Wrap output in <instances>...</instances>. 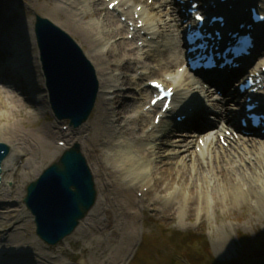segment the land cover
<instances>
[{
	"label": "bare ground",
	"instance_id": "obj_1",
	"mask_svg": "<svg viewBox=\"0 0 264 264\" xmlns=\"http://www.w3.org/2000/svg\"><path fill=\"white\" fill-rule=\"evenodd\" d=\"M112 1L93 0L87 6L86 0H55V6L51 7L59 15L61 25L87 42L99 81L94 117L69 132L56 130L46 115L53 110L33 19L22 16L15 0L1 2L5 18L0 22L3 28H0V65L7 71L0 70V80L10 84L0 87V109L9 122L6 127L0 125V142L6 143L11 151L4 158L1 171L0 264H121L136 241L140 213L144 215L151 206L156 209L159 202L169 218H173L177 207L183 214L195 210L209 213L211 201L217 204L219 198L232 208L240 204V196L264 207V197L259 195L264 193V127L244 128L237 113L250 96L259 100V110L264 112V94L259 96L264 93V23L254 24L253 30L255 63L248 73H257L261 85L254 94L250 90L240 91L237 86L241 79L234 81L238 72L233 69L212 71L207 73L205 81H200L185 67L186 26L195 20L183 8H190L191 0H158L156 9L153 3L137 0L142 5L140 10L138 5L133 10L132 1L136 0H119L118 6L107 8L98 21L83 23ZM199 1V12L223 13L229 24L243 13L245 6H256L264 13V0ZM45 2L52 4L51 0ZM120 15H127L128 20H118ZM209 28L220 29V24ZM125 29L135 39L143 40L142 45L124 36L113 40ZM119 53L123 55L109 59ZM21 69L26 81L19 74ZM124 69L132 73L127 74ZM148 77L176 89L174 108L159 124L155 122L156 106L149 109L146 106L151 97L148 93L155 91ZM124 83H136L139 94H132L133 98L120 96V86ZM210 100H214L213 107ZM228 100L235 113L228 111L225 103ZM31 104L41 107L37 106V111L27 110ZM211 108L216 110V117L208 122L209 111L214 112ZM152 112L155 113L149 121ZM175 113L186 118L176 121ZM57 137L65 138L67 145H56ZM75 143L82 152L87 149L92 158L93 165L89 166L97 176L94 179L99 193L76 229L59 242L69 237L67 245L58 250L49 248V253L37 234L38 239L30 236L26 217L32 221L33 214L27 208L30 212L27 215L24 208L12 203L24 201L28 181ZM245 169L250 170L248 174L243 172ZM145 187L143 195L137 196ZM150 199L154 203H148ZM85 238L91 239V244Z\"/></svg>",
	"mask_w": 264,
	"mask_h": 264
},
{
	"label": "rangeland",
	"instance_id": "obj_2",
	"mask_svg": "<svg viewBox=\"0 0 264 264\" xmlns=\"http://www.w3.org/2000/svg\"><path fill=\"white\" fill-rule=\"evenodd\" d=\"M45 1L47 0H15V2L20 6L22 16L24 18H27V20L33 19L34 24L36 21V14L49 18L62 29L67 31L79 43L86 55L92 61L91 57L93 56V52H90L91 50L89 49L87 42L84 41L73 30H67L66 26L61 25L59 15L54 14L51 10V7L55 6V0H51L52 4L46 3ZM92 1L93 0H86L87 6H91ZM132 2L134 4V10V7L138 5L139 2L137 0ZM146 2H148L149 4L153 3L152 5L155 6V9L158 5V0H146ZM107 6L108 5H106L105 3L102 7L103 9L99 11V14L83 20V23L87 24L98 21L99 18L103 16V13L107 10ZM141 7L142 5H138V10H140ZM120 8H123L122 3L120 5ZM184 8L185 10L187 9V7ZM122 17L128 20L127 15H120L117 18L119 20ZM131 23L134 24L133 21H131ZM140 24H142V22H140ZM122 36L126 37V39L128 40H132L134 44H138L140 46L142 45L143 40L135 39L132 33H127L126 29L123 30L121 34L116 35L113 40L119 39ZM121 55L123 54L119 53L111 55L109 56V59H116ZM10 63H12V61ZM1 66L2 65H0V70L2 71V73H4V71H7ZM23 71L24 70H21V72L19 71V74L23 76L22 80L25 79L24 81H26L27 77L25 78ZM124 71L127 74L132 73L131 70L124 69ZM151 77L147 78L148 82L151 81ZM166 77L171 78L170 76ZM5 84L9 85L10 83L0 80V87L3 86L2 88H5ZM120 87V96L126 98H133L132 94H139L140 92L136 83H124ZM150 95L151 93H148V96ZM145 101L146 99H144V102ZM212 102H214V100H210L211 107H213ZM225 103L226 107H228V111L232 113V111L234 110L230 109L232 107V102L228 100ZM37 106L38 105L35 106L33 104L28 105L27 110L37 111ZM39 107L41 106H38V108ZM95 107L96 106H94V109L89 117L91 119L94 117ZM211 109L214 110V112L209 111L210 120L208 121H212V119L216 117V110L214 108ZM3 111V109H0V125L6 127L9 122L6 118L3 117ZM154 113L155 112L149 114V121H152ZM46 115H48L52 122L56 125V130L62 129L66 132H69L73 129V127H75L70 123L69 119L57 118L53 111L47 113ZM128 115L125 117V119L128 117ZM182 128L184 129L185 127ZM202 140L203 139H200V142H202ZM55 144L61 147H65L67 145V141L65 140V138L60 139V137H57L55 139ZM83 153L86 156L89 165H93V161L92 158H90L88 150L83 149ZM53 162L46 164L41 172ZM249 171V169H245V171L243 172H246L248 174ZM40 173L36 176H33L28 181L25 186V194L27 185L31 181L35 180L40 175ZM236 173L241 175V172L239 170H237ZM93 175L96 179L97 176L94 173ZM144 191H146V187L141 191H138L136 193L137 196L141 197ZM211 191L212 190L210 188V190L208 191L210 195L212 194ZM259 195L260 197H264L263 192H260ZM238 198L240 204H238V206L234 208H232L230 204L226 203V200H220V198L217 204L214 203V201H211V212L209 213H205L203 212V210H195L193 212H190L189 214H183L176 206L177 209L173 218H169L165 215L160 202L156 203V209L153 210L151 206L148 208L149 210H147V212H144V215L143 213H140V217L136 224V241L134 240V245L131 247L127 259H125V261L121 264H228L231 261H236L238 258L240 259V257L242 261H239L236 264H264V207H259L258 202L254 200L249 201L248 199L244 201L241 196ZM148 203L152 204L154 203V200L150 199ZM12 205L22 207L25 209V211H27L26 209L28 208L24 201L18 204L12 203ZM215 206L216 211H213ZM149 211H152L150 212L151 215L148 214ZM28 214H30L29 210L27 211V215ZM26 220V224H30V236H32L33 238L36 237L38 239L36 235V224L34 220L30 221L29 216L26 217ZM69 239L70 238L68 237V239H65V241L57 244L56 246L47 243L43 244L44 247L48 246L46 247L47 250L49 248H56L55 250H58L59 247L67 245ZM84 240L88 245L91 244V239L85 238ZM245 245H247L248 247L246 246L244 249H242ZM48 252L51 253L50 250H48ZM61 257L65 259V256L63 254L61 255ZM213 259H217V261Z\"/></svg>",
	"mask_w": 264,
	"mask_h": 264
},
{
	"label": "water",
	"instance_id": "obj_3",
	"mask_svg": "<svg viewBox=\"0 0 264 264\" xmlns=\"http://www.w3.org/2000/svg\"><path fill=\"white\" fill-rule=\"evenodd\" d=\"M4 18L0 8V22ZM34 32L52 110L57 118L69 119L78 127L96 104L99 81L95 66L79 43L49 18L36 14ZM3 40L8 45L4 36ZM8 50L12 52L9 45ZM8 151V145L0 142V186L1 164ZM96 199L94 175L75 143L27 185L24 203L33 214L37 235L56 245L76 229Z\"/></svg>",
	"mask_w": 264,
	"mask_h": 264
},
{
	"label": "snow or ice",
	"instance_id": "obj_4",
	"mask_svg": "<svg viewBox=\"0 0 264 264\" xmlns=\"http://www.w3.org/2000/svg\"><path fill=\"white\" fill-rule=\"evenodd\" d=\"M196 19H197V20H200V19H202V17H200V16H197V17H196ZM154 86H155L156 88H159V87H160V85H159V84H154ZM169 91H170V90H169ZM152 103H154V104H155V103H156V101H155V100H153V101H152Z\"/></svg>",
	"mask_w": 264,
	"mask_h": 264
},
{
	"label": "trees",
	"instance_id": "obj_5",
	"mask_svg": "<svg viewBox=\"0 0 264 264\" xmlns=\"http://www.w3.org/2000/svg\"><path fill=\"white\" fill-rule=\"evenodd\" d=\"M246 251H247V250H246ZM237 260L242 261L241 257H240V259L238 258ZM220 264H221V263H220Z\"/></svg>",
	"mask_w": 264,
	"mask_h": 264
}]
</instances>
